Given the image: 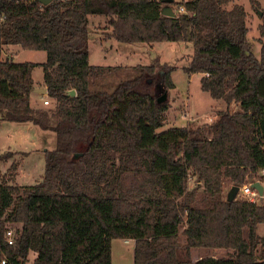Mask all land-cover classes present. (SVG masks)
<instances>
[{
  "label": "trees",
  "instance_id": "16d2710c",
  "mask_svg": "<svg viewBox=\"0 0 264 264\" xmlns=\"http://www.w3.org/2000/svg\"><path fill=\"white\" fill-rule=\"evenodd\" d=\"M230 2L173 0L190 14L167 16L163 0H0V46L46 52L41 63L0 57V120L54 135L39 181H0V261L27 264L32 252L31 264H112V239L131 238L133 264H264L256 232L264 203L223 197L225 184L264 181V9L256 57L246 11ZM90 14L105 15L119 42H191L183 71L200 73L202 90L240 109L218 110L210 124L160 129L170 104L158 92L174 88L175 66L159 58L131 66L111 90L92 89L120 66L89 63ZM36 66L50 107L30 105ZM13 153H0V162ZM7 222L19 224L11 245ZM201 247L227 255L192 260Z\"/></svg>",
  "mask_w": 264,
  "mask_h": 264
},
{
  "label": "rangeland",
  "instance_id": "374dc122",
  "mask_svg": "<svg viewBox=\"0 0 264 264\" xmlns=\"http://www.w3.org/2000/svg\"><path fill=\"white\" fill-rule=\"evenodd\" d=\"M177 1V0H176ZM260 2L259 10L262 12L264 9V0H258ZM233 3L240 4L248 11V17L246 24L248 26L247 37L252 44V51L256 57L260 56L261 42L259 41V28L258 25L261 22V15L258 14L256 9L251 6L249 0H233ZM175 7V6H172ZM228 7V6H226ZM95 30V31H94ZM110 26L107 21L102 22L93 27V30H89V37L93 35H101L106 37L109 33ZM90 40L92 41V39ZM115 40V39H114ZM116 43L120 44V51L128 53L129 50H136V54L131 55L138 64H151L154 58H159L161 62H167L170 65L175 66V70L172 72V80L174 82V88L171 90H160L158 92L159 100H167L170 104L168 111L164 115V123L160 129H165L170 126H183V125H195L201 126L205 124H210L215 118V114L218 110H224L228 108L232 112H236L240 109L239 105L236 103L227 104L222 99L212 98L207 91L201 89L200 86V73L187 74L183 71V67L186 66L192 57L193 46L189 41H162L156 43L147 42H119L115 40ZM93 48L95 47L91 43ZM19 46V50L14 57V61H32L36 59V54L40 51L23 49ZM2 52V50H1ZM31 52V53H26ZM95 55V54H94ZM93 55V56H94ZM127 56V55H125ZM124 56V58H125ZM102 57V56H101ZM127 59V58H125ZM93 60V58H92ZM129 60V59H127ZM126 60V61H127ZM99 61V60H96ZM95 64V62H92ZM128 63V62H127ZM134 63V62H132ZM131 66H121L115 68L112 71H106L104 74L95 78L94 83L91 84V88H102L111 90L113 86L121 79H125L133 74L130 69ZM32 77L35 83L42 81L43 71L41 66H37L33 69ZM44 99L49 100V104L45 105L43 103ZM33 102V100H32ZM54 100L48 96L43 97L40 103L45 107L52 106ZM206 133V131H205ZM49 149L53 146H46ZM19 148L24 149V146H10V149ZM7 146H0V152L7 150ZM23 154L21 152L13 153L12 157L9 159L10 163L0 162V181L13 182L15 169L17 168L19 173V178L17 181L19 183H34V178L42 177L44 171V155L43 151L39 153L32 154L31 157L24 160L22 158ZM21 159V160H20ZM8 161V160H6ZM16 162V168L10 167L12 162ZM18 164V166H17ZM20 169V170H19ZM24 172H31L34 178H29L24 180ZM40 177V179H41ZM195 182L194 178L189 179V186H193ZM231 186L224 185L223 187V197L226 198V193ZM236 198H242L239 194ZM261 203H264V198ZM19 224L6 223V227L15 229ZM182 227H180V241H184V237L181 234ZM256 232L259 235H264V223H258ZM112 250V261L113 264H133V244L129 241H124V239L113 238L111 241ZM227 255V249L225 248H195L192 249V260L196 259L198 256H213V257H223ZM34 254L30 252L28 256V263L31 264Z\"/></svg>",
  "mask_w": 264,
  "mask_h": 264
},
{
  "label": "crops",
  "instance_id": "0c3cea01",
  "mask_svg": "<svg viewBox=\"0 0 264 264\" xmlns=\"http://www.w3.org/2000/svg\"><path fill=\"white\" fill-rule=\"evenodd\" d=\"M233 4H234L233 2H230L227 5L228 6L227 8H231ZM245 11H246V20H247V17L249 15H248V11L247 10ZM88 21H89V30H93V27L95 25H98L102 22L107 21V17L101 14H90L88 15ZM110 32H111V27L106 37L98 35V34L93 35L92 38L88 36L89 63L93 64L92 62L94 61L95 64L93 65L110 66V67L133 66V65L138 64V63H135V61H132L135 59L131 57V55L136 54L137 51L129 50L128 53L120 51L119 50L121 49L120 44L115 42L116 39L110 35ZM90 38L92 39V41L90 40ZM91 43L94 44L95 46L94 48L91 45ZM0 49L2 50L1 55H0L1 59L11 58L12 60H14L15 54L18 51H20L19 50L20 48L19 46H17V44L1 45ZM35 51H40V52H38V54L35 55L36 59H34L33 62H39V63L44 62L46 60V52L44 50H35ZM26 53H31V52H26ZM124 56L125 58L129 60L125 59ZM96 60H99V61H96ZM32 73H33V70H32ZM33 84H34V89L30 94V105L32 108H45V106H43L40 103V100L43 97L47 96V93L43 94L41 92L42 88H46L44 85L43 79L42 81H39L38 83H35L33 79ZM49 145L54 146V135L51 131L42 130L37 125H34L31 122H13V121L0 120V146H7L8 148L7 150H3V152L8 151V150L14 151L17 153L24 152L25 154L22 153L23 154L22 158L24 157V160H25L31 157L32 154L42 152L45 149H49L48 147H46ZM10 146H24V149H19V148L10 149ZM4 163H10V162L8 160V161H5ZM17 168L15 169V175H14L13 182H9V183H16L19 185L33 184V183H27L26 181H24V183H19L17 179L19 178L18 176L20 172L17 171L18 170ZM40 177H37L36 179L34 178V175L31 172H28V173L24 172V180H27L29 178H34V183H35L40 180ZM124 241L131 242L134 247L133 239L131 238L124 239ZM200 257L201 256H198L195 260L199 259ZM112 264H113V261H112Z\"/></svg>",
  "mask_w": 264,
  "mask_h": 264
},
{
  "label": "built area",
  "instance_id": "2783aa9c",
  "mask_svg": "<svg viewBox=\"0 0 264 264\" xmlns=\"http://www.w3.org/2000/svg\"><path fill=\"white\" fill-rule=\"evenodd\" d=\"M182 2L188 1V0H181ZM174 11L176 13L180 12V13H189L185 6L183 4H178L176 5L174 8ZM43 103L45 105L49 104V100L48 99H44ZM260 175L264 176V168H262L259 172ZM254 181H259L262 186H263V192L262 194H259L258 190L254 187H252V183ZM239 187V191L238 194L242 197L245 198L249 201H253V202H260L262 201V199L264 198V181L258 179V178H251V179H247V181H245L242 185L238 186ZM237 194V195H238ZM3 237L6 240V242L8 244H13L16 240L17 234L15 229L9 228V227H5V230L3 232ZM1 264H5V259H2L0 261Z\"/></svg>",
  "mask_w": 264,
  "mask_h": 264
},
{
  "label": "water",
  "instance_id": "95a60500",
  "mask_svg": "<svg viewBox=\"0 0 264 264\" xmlns=\"http://www.w3.org/2000/svg\"><path fill=\"white\" fill-rule=\"evenodd\" d=\"M38 1L41 4L46 5V4L50 3L52 0H38ZM163 1L166 3V5H164L162 7L161 13L163 15H167V16H174L175 15L174 9L167 4V3L172 2L173 0H163ZM257 12H258L259 15H261V11L260 10H257ZM41 92L43 94H46L47 93V89L46 88H42ZM74 93H75L74 90H70V94H74ZM252 187L256 188L258 190L259 194H262L263 186H262V184L259 181H254L252 183ZM238 191H239L238 185H232L230 187V189L228 190V192L226 193V200L227 201L234 200L237 197Z\"/></svg>",
  "mask_w": 264,
  "mask_h": 264
}]
</instances>
